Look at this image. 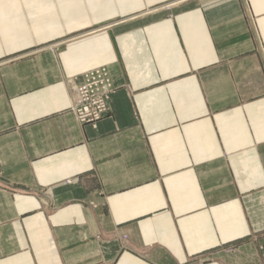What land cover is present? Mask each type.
<instances>
[{
	"label": "crops",
	"instance_id": "1",
	"mask_svg": "<svg viewBox=\"0 0 264 264\" xmlns=\"http://www.w3.org/2000/svg\"><path fill=\"white\" fill-rule=\"evenodd\" d=\"M100 66L93 128L69 93ZM259 253L264 0H0V264Z\"/></svg>",
	"mask_w": 264,
	"mask_h": 264
},
{
	"label": "built area",
	"instance_id": "2",
	"mask_svg": "<svg viewBox=\"0 0 264 264\" xmlns=\"http://www.w3.org/2000/svg\"><path fill=\"white\" fill-rule=\"evenodd\" d=\"M79 80L70 90L68 111L77 123L95 128L109 112V100L116 88L106 67L86 71Z\"/></svg>",
	"mask_w": 264,
	"mask_h": 264
},
{
	"label": "rangeland",
	"instance_id": "3",
	"mask_svg": "<svg viewBox=\"0 0 264 264\" xmlns=\"http://www.w3.org/2000/svg\"><path fill=\"white\" fill-rule=\"evenodd\" d=\"M48 49H51V50H56L58 49V45H52V46H46V47H41L39 48L37 51H42V50H48ZM100 67H104V66H100ZM115 87V86H114ZM112 97V96H111ZM259 250H262V247H259ZM258 257L261 259V260H264V253H259ZM242 258H243V255H242Z\"/></svg>",
	"mask_w": 264,
	"mask_h": 264
}]
</instances>
